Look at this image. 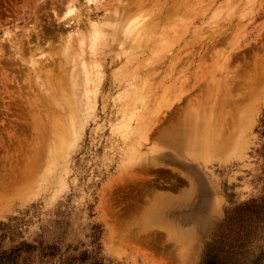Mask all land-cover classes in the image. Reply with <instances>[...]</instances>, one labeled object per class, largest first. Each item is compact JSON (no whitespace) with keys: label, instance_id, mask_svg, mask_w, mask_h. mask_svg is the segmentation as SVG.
Here are the masks:
<instances>
[{"label":"rangeland","instance_id":"rangeland-1","mask_svg":"<svg viewBox=\"0 0 264 264\" xmlns=\"http://www.w3.org/2000/svg\"><path fill=\"white\" fill-rule=\"evenodd\" d=\"M174 117L193 150L158 142ZM238 235L264 264V0H0V262L202 264Z\"/></svg>","mask_w":264,"mask_h":264},{"label":"bare ground","instance_id":"bare-ground-1","mask_svg":"<svg viewBox=\"0 0 264 264\" xmlns=\"http://www.w3.org/2000/svg\"><path fill=\"white\" fill-rule=\"evenodd\" d=\"M178 28V27H177ZM84 29H85V27H84ZM129 30H130V28H129ZM90 31V30H89ZM66 32H69V31H67L66 30ZM65 32V33H66ZM78 32H79V30H78ZM81 34H83L84 32H80ZM79 33V34H80ZM98 33L99 32H96L95 33V36L96 35H98ZM60 34V33H59ZM68 35L70 34V33H67ZM71 36H72V34H71ZM60 37V36H59ZM79 37V36H78ZM161 38V37H160ZM59 39V42L61 41V43H60V46H62L63 44H65V50L67 51L69 48H70V44H72V39H74V37L72 36V37H70L69 36V38H67V39H65V40H63L64 38L63 37H60V38H58ZM81 39V38H80ZM81 42V44H83V42H82V40L80 41ZM162 42H164V44H165V42L166 41H162ZM23 43V42H22ZM78 43V42H77ZM169 43V42H168ZM174 43V42H173ZM25 46V45H24ZM54 46V45H53ZM82 46V45H81ZM72 47H74V46H72ZM55 48V47H54ZM57 48H58V46H57ZM78 48V47H77ZM82 48V47H81ZM80 48V49H81ZM59 49V48H58ZM72 49H74V48H72ZM79 49V48H78ZM162 49V48H161ZM52 50H53V48H52ZM82 50V49H81ZM16 52V51H15ZM23 52V51H22ZM33 52V51H32ZM73 52V51H72ZM38 55V54H37ZM42 55V54H41ZM68 55V54H67ZM40 56V55H39ZM39 56H37V57H39ZM64 58V57H63ZM66 58L68 59L69 58V56H66ZM36 59V58H35ZM47 59V58H46ZM50 59H52V58H50ZM30 60V59H29ZM28 60V61H29ZM48 60V59H47ZM61 60H64V59H61ZM71 60V59H70ZM23 61V60H22ZM37 61V60H36ZM34 59H31L30 60V62H32V64L34 63L35 64V62H36ZM52 61H54V59L52 60ZM55 61H56V58H55ZM45 62V61H44ZM43 62V63H44ZM59 62V61H58ZM70 62V61H69ZM42 63V64H43ZM64 63V62H63ZM33 64V65H34ZM42 64H41V66H42ZM69 64V63H68ZM83 64H84V62H83ZM38 65V64H37ZM36 65V66H37ZM57 65V64H56ZM76 65V64H75ZM32 65H30V67H31ZM33 67V66H32ZM27 68H29V67H27ZM41 70V69H40ZM42 71V70H41ZM77 71V70H76ZM76 71H73V76H75V78L76 77H78V74H77V72ZM39 73V72H38ZM43 73V72H42ZM84 73V72H83ZM77 74V75H76ZM85 74H88V72L87 71H85V73L83 74V75H85ZM40 75H41V73H40ZM39 75V76H40ZM37 76H38V74H37ZM81 76V75H80ZM41 77V76H40ZM37 78V77H36ZM38 79V78H37ZM41 79V78H40ZM78 79V78H77ZM87 79H85V81H86ZM39 81V80H38ZM77 81V80H76ZM45 82V81H44ZM78 82H79V80H78ZM80 83V82H79ZM79 83H78V86H80L79 85ZM41 85H42V83H40ZM28 85V84H27ZM23 86V85H22ZM38 86H39V84H38ZM45 86H46V83H45ZM21 87V86H20ZM30 87V86H29ZM47 87V86H46ZM43 88V87H42ZM77 89H78V87H77ZM45 91V90H44ZM78 91V90H77ZM15 92V91H14ZM46 92H48V91H46ZM204 94V93H203ZM221 94V93H220ZM76 95V94H75ZM45 96V95H44ZM54 96V95H53ZM198 96V95H197ZM200 96V95H199ZM45 99V98H44ZM54 99V98H53ZM46 101V100H45ZM53 101V100H52ZM215 102H218V101H215ZM218 104V103H217ZM216 104V105H217ZM214 105V104H213ZM217 115V114H216ZM215 116V115H214ZM201 117H203V116H201ZM218 117H219V115H218ZM175 118V117H174ZM176 119V118H175ZM178 119V120H177ZM176 120H174L175 122H178V124H177V126H175L176 128H174L173 126H171V128H172V130H170L171 128H166V129H168V130H170V131H168V130H166V129H164V130H166V131H163V128H159V130H161V131H159V132H161V134L158 132L157 134H158V136H159V134H160V141L158 140V142H161V144H162V146H165V147H170V148H173L175 151H179L178 149H180V150H183V148L185 147L187 150H193L195 147H196V145H195V141H194V139H195V136H194V134H197V130L195 129H193V127H191V126H193V124H197V120H193V119H191V121H190V119L189 118H183V119H179V118H177ZM206 119L208 120V117H206ZM173 120V119H172ZM173 122V121H172ZM174 122V123H175ZM212 121H211V119H209L208 120V126L211 124L212 125V123H211ZM174 123H172V124H174ZM213 123H214V121H213ZM170 124V123H169ZM163 125V124H162ZM199 125V124H198ZM197 125V126H198ZM213 125H215V129H216V132L219 130V129H217L216 128V124L214 123ZM233 125V124H232ZM168 126V125H167ZM52 127V126H51ZM199 127H200V125H199ZM205 127H206V125L204 126V124H202L201 125V129H205ZM225 129H226V127H224ZM223 128V129H224ZM227 129H229V128H227ZM226 129V130H227ZM230 129H232L231 128V125H230ZM158 130V129H157ZM233 130V129H232ZM222 131V130H221ZM228 131V130H227ZM155 132V131H154ZM163 132V133H162ZM223 132V131H222ZM226 132V131H225ZM224 132V133H225ZM218 133V132H217ZM227 133H225V135H226ZM62 135H64V134H61V136ZM219 135V134H218ZM139 136V135H138ZM157 136V135H156ZM220 136H221V134H220ZM146 137H148V136H146ZM144 138V137H143ZM217 138H220L221 139V137H217ZM231 138V137H230ZM16 139V138H15ZM60 139V137L58 138V140ZM147 140V139H146ZM219 140V139H218ZM60 141V140H59ZM225 141V140H224ZM235 141V140H234ZM218 142V141H217ZM220 142V141H219ZM222 142V141H221ZM60 143H61V145H63V143L60 141ZM230 143V142H229ZM158 144H160V143H158ZM160 144V145H161ZM212 144V141H208V140H204L202 143H201V146L203 147H207V145H211ZM220 144V143H219ZM224 144V143H223ZM217 146V145H216ZM209 148V147H208ZM224 152V151H223ZM179 153V152H178ZM214 153V152H213ZM220 154V153H219ZM164 155V154H163ZM170 155V154H169ZM157 156V155H156ZM174 156V155H173ZM212 156H215L214 154H212ZM162 157V156H161ZM176 157H179V156H176ZM157 159V158H156ZM173 159V158H172ZM180 159V158H179ZM200 181V180H199ZM2 187V186H1Z\"/></svg>","mask_w":264,"mask_h":264},{"label":"trees","instance_id":"trees-1","mask_svg":"<svg viewBox=\"0 0 264 264\" xmlns=\"http://www.w3.org/2000/svg\"><path fill=\"white\" fill-rule=\"evenodd\" d=\"M245 209L252 211V206ZM239 235L236 237V241L221 236L209 243L202 264H257V258L246 260L244 252L246 241L240 242L241 237ZM0 264L5 263L0 262Z\"/></svg>","mask_w":264,"mask_h":264}]
</instances>
